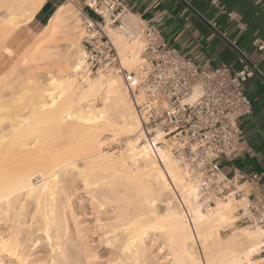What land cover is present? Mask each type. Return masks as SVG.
<instances>
[{
  "label": "bare ground",
  "instance_id": "bare-ground-1",
  "mask_svg": "<svg viewBox=\"0 0 264 264\" xmlns=\"http://www.w3.org/2000/svg\"><path fill=\"white\" fill-rule=\"evenodd\" d=\"M44 1L0 0V42L34 22ZM82 16L71 1L59 5L19 61L0 74V221L9 229L7 235L0 232V264H6L4 257L15 258L8 264H34L19 236L35 230L50 242L51 253L59 252L53 256L56 264L95 263L74 237L81 236L70 200L77 179L97 213L112 219L104 226L110 244L119 247L115 264H260L253 256L264 244V228L245 226L222 236L233 202L217 200L200 210L195 186L169 151L162 150L166 171L151 156L121 80L79 73ZM126 19L135 22L129 14ZM111 37L125 67L136 69L138 42L115 31ZM43 65L55 68V74L41 77ZM21 76L20 90L4 92ZM105 135L123 136L124 149L103 151ZM78 156L85 158L81 165ZM34 174L42 177L39 183L31 181ZM168 176L190 207L193 224ZM149 234L160 239L155 251L146 241Z\"/></svg>",
  "mask_w": 264,
  "mask_h": 264
},
{
  "label": "built area",
  "instance_id": "built-area-1",
  "mask_svg": "<svg viewBox=\"0 0 264 264\" xmlns=\"http://www.w3.org/2000/svg\"><path fill=\"white\" fill-rule=\"evenodd\" d=\"M216 3V0H212ZM97 19L82 9L83 31L79 42L81 70L85 74H108L121 78L140 122L151 156L166 171L162 150L178 161L185 177L195 186V204L209 210L217 200L233 198L236 222L264 228V198L234 195L232 180L220 168L241 136L239 119L252 111L244 83L263 72L240 52L241 66L216 68L199 66L169 46L154 24L127 21L128 13L118 0H83ZM234 17V12H227ZM111 31L127 41L142 39L141 62L129 70L112 40ZM255 50L264 52V38L253 42ZM198 94L194 95V90ZM170 178V176H168ZM255 177V175H253ZM171 187L193 224L190 207L172 182ZM258 255L264 264V244Z\"/></svg>",
  "mask_w": 264,
  "mask_h": 264
},
{
  "label": "crops",
  "instance_id": "crops-1",
  "mask_svg": "<svg viewBox=\"0 0 264 264\" xmlns=\"http://www.w3.org/2000/svg\"><path fill=\"white\" fill-rule=\"evenodd\" d=\"M67 1L84 12L89 10L83 0H45L35 13L33 24H45L56 8ZM118 1L135 20L154 24L169 46L199 66L238 68L240 52H244L248 62L264 74V52L253 46L254 40L264 38V0H216L215 4L212 0ZM229 11L234 12V17L227 15ZM244 89L252 111L239 119L241 136L232 152L221 157L220 168L232 180L230 190L235 199L236 195L258 199L264 198V78L251 76ZM245 226L235 217L224 236ZM259 257L256 254L253 259L258 261Z\"/></svg>",
  "mask_w": 264,
  "mask_h": 264
},
{
  "label": "rangeland",
  "instance_id": "rangeland-1",
  "mask_svg": "<svg viewBox=\"0 0 264 264\" xmlns=\"http://www.w3.org/2000/svg\"><path fill=\"white\" fill-rule=\"evenodd\" d=\"M85 13L90 18L97 19V16L92 11L87 10ZM79 24H80L81 30L77 34V36L79 35L78 45H79L80 38L82 36V31H83V17L81 18V20L79 19ZM43 26L44 24L34 25L32 22L31 24L26 25L12 32L5 40L0 42V74L3 73L6 69H8V67H11L9 65H13L15 64L16 61L17 62L19 61L18 58L20 57V55L24 52L25 48L30 45L32 40L36 37L37 33L41 30ZM61 40L62 39L60 38L57 41L62 43ZM135 43H137L136 45L140 46L139 48L141 49L142 39L141 38L137 39ZM6 47L9 48L12 53L10 52L9 54L6 51ZM12 61L14 62L13 64H12ZM18 69L19 70L22 69V63L18 67ZM38 71H41L40 75L41 77L43 76V78H46V76L48 77L49 73L55 74V68H51V66H46V65H43L41 68L38 69ZM5 72L3 74H5ZM95 76H98V74L90 75V77H95ZM11 78L12 76L6 78L5 81H9ZM43 78L41 79L43 80ZM118 78L121 80L120 77ZM20 79H22V76L19 77L15 82L11 83L9 85V88H7L4 92L7 93L11 90L16 92L20 90L21 89ZM116 138H118V140ZM116 138L115 137L107 138V136L105 135L103 137V139L105 140V143L102 145L103 151H107V152L113 151L115 154H118L119 150L122 151V149H124L123 136H119ZM119 144H121L122 146ZM81 159H83L84 161H82ZM76 161H78L79 163L78 162L77 163L81 165L82 163L85 162V158L83 156L82 157L78 156L76 158ZM39 176H40L39 174H34L31 178V181L33 183H39L42 179V177L41 176L39 177ZM38 178H41V179H38ZM81 186L82 185H81L80 180L79 179L75 180L74 185L72 187L74 192L70 196L72 206L74 207V210L76 213V218L79 221L78 227L81 230L80 231L81 236H74V237L78 243L84 244L85 249H87V254H89L92 257L91 259L94 260L95 262L94 264H115V261H116L115 259L117 258V255L119 254L118 252L119 247L116 245L110 244V242L108 241L109 233L106 231L107 227L104 226V224L110 223L112 219L108 220L102 214L97 213L96 206L89 202L88 195L86 194L85 190H83ZM227 200H230L231 203L233 202L232 203L233 213H232V217H231L229 224H226L223 228H221L222 236H224V234L227 233V231L229 230L227 228L231 226V224L235 220V217H234L235 215L234 212L236 210L235 201L233 200V198L231 199L227 198ZM34 226L36 228V225ZM70 226L74 230V226L71 221H70ZM8 231H9L8 224L4 223L3 221H0V232H2L3 235H7ZM21 234H24V233H20V235ZM19 237L24 240V244L26 245L27 250L31 253L30 258L34 260V264H56L55 259L53 260V256H55V254H59V252L57 251L56 253L55 252L51 253L50 242L45 237H43L42 232L40 230H35L33 232V235L31 236H28V237L19 236ZM152 239H155V241H153ZM146 241L147 243L148 242L152 243L153 250L155 251V248L159 244L160 239L157 236L153 238V236L149 234ZM82 255H83V260L86 263L84 253ZM121 256L124 257L123 254ZM4 261L6 264L16 263L14 257H4ZM260 264L262 263L260 262Z\"/></svg>",
  "mask_w": 264,
  "mask_h": 264
}]
</instances>
